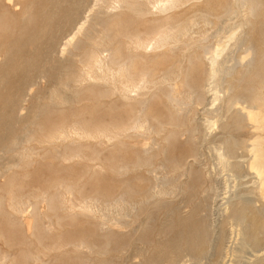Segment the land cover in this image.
<instances>
[{
    "label": "bare ground",
    "instance_id": "1",
    "mask_svg": "<svg viewBox=\"0 0 264 264\" xmlns=\"http://www.w3.org/2000/svg\"><path fill=\"white\" fill-rule=\"evenodd\" d=\"M15 2V28L0 20V243L23 241L19 255L0 249V264L67 248L78 264H103L135 236L139 264H264V0ZM223 174L233 185L209 223ZM27 205L33 223L20 216ZM80 225L92 233L66 243Z\"/></svg>",
    "mask_w": 264,
    "mask_h": 264
},
{
    "label": "rangeland",
    "instance_id": "2",
    "mask_svg": "<svg viewBox=\"0 0 264 264\" xmlns=\"http://www.w3.org/2000/svg\"><path fill=\"white\" fill-rule=\"evenodd\" d=\"M10 2V5H8L7 3ZM7 4V5H6ZM23 8V6L19 3H16L15 0H3L0 3V14H1V27L2 29L4 28H15L16 26V19L17 17L14 16V12H19L21 9ZM91 9V4L88 5L86 7V9L84 10V13L82 14V19L79 20L78 24H81L84 19L88 16L89 12ZM78 26V25H77ZM76 26V27H77ZM74 32V31H73ZM40 46L39 47H43L45 45L44 41L38 43ZM32 48V47H31ZM2 59L1 54H0V60ZM38 85L43 87L47 86V82L46 80H40L38 82ZM37 85L31 83L26 87L27 90V94L29 93H34L36 91ZM18 114H22V115H26L27 110H26V102L22 103L18 109H17ZM240 139H249L252 138V135L249 133H239L237 135ZM185 137H182V139H184ZM148 141L145 140L141 143H147ZM38 146L35 145L32 150H37ZM201 156H200V160L203 163V165L207 166V163H205L206 161H208L209 155H210V151L208 150L207 147L202 148L201 150ZM189 161H191V159H189ZM2 164H7L9 163L10 165L14 164L13 160H7L4 159L3 161H1ZM209 168L211 169V171L215 170V166H209ZM148 175L147 173H145L144 171V175L142 174L141 176V180L144 181V195H148V190L149 187L148 186ZM226 178L225 174H223L221 177H219L217 179L218 181V192L216 196H213V198L211 199L210 205H211V214L209 216V223H214L219 219V206H221L220 204L222 203V198L225 196V184L232 186L233 185V179L229 178L227 183L223 184L224 179ZM139 179V180H140ZM4 180H6V178L2 177L0 178V182H3ZM140 180V181H141ZM114 182L115 185V181H112V183ZM36 182L34 180L30 181V183L28 184V188L35 184ZM40 211H45L46 208L44 205H40L39 207ZM187 208H184V211H186ZM21 218H23L25 221H28L30 223L34 222V217H33V207L30 205H27L26 207H24V209L22 210L21 214H20ZM151 217L153 219L152 223L155 227H159V224L162 220V212L160 211H153L151 213ZM135 222L133 223L132 226L136 227L139 226L140 224H142L143 222L146 223L147 221V216L144 214V212L140 211L137 213L136 217H135ZM44 226H49L48 224V220H44ZM68 232H65V236H66V243L67 240L68 241H73L74 237H76L78 234H85V235H89L92 233L93 231V227L91 225H80L79 227H75V226H69V228L67 229ZM123 232H126L128 229H121ZM28 234H31L33 232V229H29L26 231ZM148 236H150L151 234L148 233ZM13 239H14V243L12 244V246L8 249L6 246H4V244L1 242L0 243V249L2 251H8L10 254L12 255H19V249H20V245L19 242L23 241V234L22 233H15L13 234ZM234 243V236L230 235L229 239L227 240V242L225 243V246L228 247L230 245H232ZM144 244V241H139L136 239V236L134 238L131 239H121L119 241L116 242V244L113 246V248L111 249L109 255L106 257V259L103 257V264H139L140 260H141V256H140V252L142 250V246ZM32 246L34 247L35 245L32 244ZM66 252L63 253H51L49 256L44 257L41 259V261H33V263L30 264H43L46 262H50L51 264H78L77 260L71 256V251L69 248H67L65 250ZM193 252H195L194 250H192ZM246 257L251 258L252 257V251H248L245 253ZM15 257V256H14ZM231 257L229 256L224 257L222 259V261H220V264H231ZM11 260V259H10ZM137 261V262H136ZM170 262V258H165L163 260H158V261H154V262H150V264H169ZM181 264H191V260L189 259V256L183 257L181 259ZM203 264L206 263V259L203 260L202 262ZM10 264V263H9ZM84 264H92V262L89 260L87 261V259L85 260Z\"/></svg>",
    "mask_w": 264,
    "mask_h": 264
}]
</instances>
